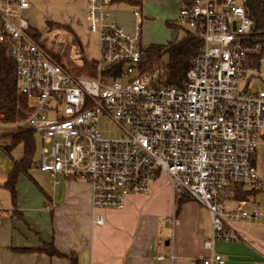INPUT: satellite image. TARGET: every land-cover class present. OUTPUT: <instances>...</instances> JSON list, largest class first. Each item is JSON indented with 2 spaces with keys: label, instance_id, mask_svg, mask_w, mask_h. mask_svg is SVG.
Segmentation results:
<instances>
[{
  "label": "built area",
  "instance_id": "built-area-1",
  "mask_svg": "<svg viewBox=\"0 0 264 264\" xmlns=\"http://www.w3.org/2000/svg\"><path fill=\"white\" fill-rule=\"evenodd\" d=\"M115 3L86 0L87 28L100 51L78 76L29 32L23 13L33 8L31 0H0V47L15 63L26 104L16 127L39 138L36 170L89 183L96 211L123 210L130 197L148 196L166 175L177 198L210 214L205 248L212 255L196 264H228L214 253L216 244L238 239L228 222L261 219L242 204L228 209L239 189L261 184L255 158L264 138V90L242 88L264 63L251 10L246 0L184 4L176 23L203 48L181 85L171 86L168 67L142 44L141 7H132L135 30L129 33L112 19ZM108 126L114 130L106 137ZM104 223L96 213L95 224Z\"/></svg>",
  "mask_w": 264,
  "mask_h": 264
},
{
  "label": "crops",
  "instance_id": "crops-1",
  "mask_svg": "<svg viewBox=\"0 0 264 264\" xmlns=\"http://www.w3.org/2000/svg\"><path fill=\"white\" fill-rule=\"evenodd\" d=\"M77 1L84 13L82 22L87 27L86 0ZM174 2L181 10L186 1ZM142 8L143 27L156 26L155 22L146 19L147 13ZM180 10L173 16L178 18ZM132 12L131 6L118 1L111 8L113 21L127 31L132 27L121 16L132 15ZM167 18H161L159 24L165 31L169 24ZM65 28L60 31L67 37L75 57L60 53L58 46L49 45V48L59 59L71 63L72 68L83 71L87 61L95 59L89 58L85 52L82 43L85 35L79 31L81 25L77 23ZM93 35L99 47L98 37ZM64 40L60 37L59 45H63ZM26 132H31L35 139L36 134L29 128L21 130L16 125L3 124L0 117V264H71V257H75L78 264H196L212 255L205 248L213 232L210 214L192 200L177 198L169 178L163 174L153 184L148 196L130 197L123 210L96 211L89 183L55 179L36 170L33 160L32 167L18 176L14 201L7 183L24 159V143H16L15 139ZM255 164L261 184L239 189L228 203V209L235 210L242 204L246 210L259 212L261 219L228 222L238 239L218 243L214 250V253L223 255L228 264H264V140ZM160 178H164L169 186L170 196H167L168 203H163L164 212L152 208L160 199ZM96 213L105 218L104 225L95 224ZM170 217L174 218V225L165 223ZM163 222L169 227L164 236ZM170 233L172 238L168 237ZM49 248L67 257L51 256L45 251ZM159 257L165 259L162 261ZM169 257L173 258L172 262Z\"/></svg>",
  "mask_w": 264,
  "mask_h": 264
},
{
  "label": "rangeland",
  "instance_id": "rangeland-1",
  "mask_svg": "<svg viewBox=\"0 0 264 264\" xmlns=\"http://www.w3.org/2000/svg\"><path fill=\"white\" fill-rule=\"evenodd\" d=\"M31 2L33 8L23 13V17L28 21L31 26V29L29 31L30 33L37 37L38 40L42 41L48 48L49 45L53 48H56L58 46L59 51H62L61 45L58 44L56 46V41L61 33L60 30L65 28V26L73 27V25H76L78 23L81 25V29L79 31H82L83 35H85V41H82V43L85 46V52L87 56L91 59H95L93 61L97 60L99 55V47L94 38V35L88 31L86 25L84 26V22H82L84 21L82 17L84 13L77 0H31ZM142 4V9H144V12L147 13L146 19L157 24L156 26L147 25V27H143L142 44L144 46V49L149 52L151 56L159 57V63L168 67L170 63V53L167 50L169 49V47H171V45H176L182 42L186 38L188 33L187 29L182 28L178 23H176L177 17L173 16L176 11L180 10V8L177 9L174 0H143ZM170 15H172V17L169 18ZM121 17H123L124 21L132 27V29L129 30L130 32H128L133 33L134 19L132 15L129 14ZM163 17H168L167 19L169 20V24H167V31L159 27V24L161 23V18ZM175 29L178 32V37L175 44H172L171 34L172 31ZM190 33L192 34V32ZM158 47L162 49H158ZM57 59L66 69L72 71L73 68L71 63L65 60L62 61L58 57ZM73 73L78 76L86 75V72L82 70L73 71ZM242 88L250 93H255L260 90H264V63L260 66L259 73L257 75L251 77L248 76L243 80ZM25 105L26 104L24 101V106ZM108 128H111V130L108 129L104 133V136L106 137L111 136V131L114 130L112 126H108ZM35 140L36 145L33 160L35 161V163H37L40 160L41 150L40 141L37 135L35 137ZM158 184L160 199H158L152 205V208L159 212H164L163 203H168L169 198L167 196H170L168 193L169 186L168 182L164 181V178H160ZM168 229L169 227H167L163 222V236L166 234V231Z\"/></svg>",
  "mask_w": 264,
  "mask_h": 264
},
{
  "label": "trees",
  "instance_id": "trees-1",
  "mask_svg": "<svg viewBox=\"0 0 264 264\" xmlns=\"http://www.w3.org/2000/svg\"><path fill=\"white\" fill-rule=\"evenodd\" d=\"M131 7H142V0H116ZM185 4H190L192 0H185ZM251 10L253 19L257 24L254 39L262 45V55L264 54V0H246ZM61 27V26H59ZM64 29V28H63ZM67 29V28H65ZM69 31V30H68ZM173 31H176L173 30ZM73 33L72 31H70ZM37 39V37H35ZM160 47H158L159 49ZM203 42L193 37L188 32L186 38L176 45H171L167 50L170 53V63L168 65L167 83L171 86L181 85L187 72L191 67L194 57L202 50ZM162 49V48H160ZM161 51V50H160ZM57 57V56H56ZM86 67V66H85ZM89 67L83 69L88 72ZM24 100L19 95L16 84V68L12 59L7 57L5 50L0 47V117L3 124L18 125L25 118ZM16 143H24V159L16 166L14 172L9 177L7 188L10 190L13 200L16 199L15 185L18 176L23 171L30 169L33 165L35 151V139L31 132L20 134L16 137ZM264 140V138H263ZM9 152V151H8ZM184 199V198H182ZM181 203V200H179ZM39 251H43L39 249ZM51 256L61 258L67 257L55 251L53 248L45 250ZM71 264H78L75 257H71ZM198 263V262H197Z\"/></svg>",
  "mask_w": 264,
  "mask_h": 264
},
{
  "label": "bare ground",
  "instance_id": "bare-ground-1",
  "mask_svg": "<svg viewBox=\"0 0 264 264\" xmlns=\"http://www.w3.org/2000/svg\"><path fill=\"white\" fill-rule=\"evenodd\" d=\"M62 34H63V33L61 32L60 35H59V37H58V39H57V41H56V43H57L56 46H57L58 44H60V43H59V41H60V37H62V39H65V40L63 41V45H61V46H62V53L66 54V55H69V56H73V57H75V54L72 52L73 49H72V47L70 46L67 37H66L65 35H62Z\"/></svg>",
  "mask_w": 264,
  "mask_h": 264
},
{
  "label": "water",
  "instance_id": "water-1",
  "mask_svg": "<svg viewBox=\"0 0 264 264\" xmlns=\"http://www.w3.org/2000/svg\"><path fill=\"white\" fill-rule=\"evenodd\" d=\"M172 39H171V43L175 44L177 37H178V32L177 31H172Z\"/></svg>",
  "mask_w": 264,
  "mask_h": 264
}]
</instances>
